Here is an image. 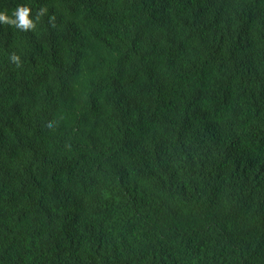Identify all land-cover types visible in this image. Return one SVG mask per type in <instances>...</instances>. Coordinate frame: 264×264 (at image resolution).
Returning a JSON list of instances; mask_svg holds the SVG:
<instances>
[{
	"label": "trees",
	"instance_id": "1",
	"mask_svg": "<svg viewBox=\"0 0 264 264\" xmlns=\"http://www.w3.org/2000/svg\"><path fill=\"white\" fill-rule=\"evenodd\" d=\"M21 4L0 264H264V0Z\"/></svg>",
	"mask_w": 264,
	"mask_h": 264
},
{
	"label": "clouds",
	"instance_id": "2",
	"mask_svg": "<svg viewBox=\"0 0 264 264\" xmlns=\"http://www.w3.org/2000/svg\"><path fill=\"white\" fill-rule=\"evenodd\" d=\"M46 11L45 8H41L33 15L31 7L21 4L12 11L11 15L7 12L0 11V24H8L15 29L29 31L36 27V22L39 21L41 16L45 15ZM9 61L12 64L20 66L21 57L16 53H11Z\"/></svg>",
	"mask_w": 264,
	"mask_h": 264
}]
</instances>
